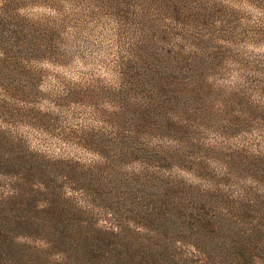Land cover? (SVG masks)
<instances>
[{"label": "rangeland", "instance_id": "1", "mask_svg": "<svg viewBox=\"0 0 264 264\" xmlns=\"http://www.w3.org/2000/svg\"><path fill=\"white\" fill-rule=\"evenodd\" d=\"M158 1L0 0V264H264V0Z\"/></svg>", "mask_w": 264, "mask_h": 264}, {"label": "trees", "instance_id": "2", "mask_svg": "<svg viewBox=\"0 0 264 264\" xmlns=\"http://www.w3.org/2000/svg\"><path fill=\"white\" fill-rule=\"evenodd\" d=\"M110 1H114L115 3H120V2H122V0H109V2ZM126 1H129V4H133V6H135V7H141L142 8V12L143 11H146L147 10V6L149 5V4H151L152 2H154V3H156V2H159L158 0H126ZM182 2L183 3H185V6H184V8L186 9V10H190V12L191 11H195L196 9H195V7H191L192 5H187V3H186V1L185 0H182ZM174 3H178V0H175V2ZM178 5V4H177ZM176 5V6H177ZM197 11V10H196ZM133 17H137L138 16V14H136L135 13V15H132ZM19 45L17 44V43H14V42H11L10 44H9V47H8V45L5 47V51L6 52H8V53H10L11 54V58H10V63L13 65V66H15V65H17V63H20V61L19 60H17L18 58H19V56L17 55L18 54V47ZM74 189V191H76L77 192V189L76 188H73Z\"/></svg>", "mask_w": 264, "mask_h": 264}]
</instances>
